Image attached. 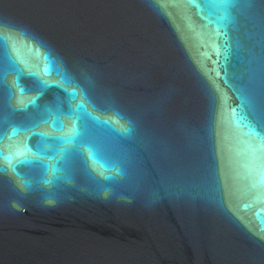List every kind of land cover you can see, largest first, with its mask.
<instances>
[{"label":"water","instance_id":"obj_1","mask_svg":"<svg viewBox=\"0 0 264 264\" xmlns=\"http://www.w3.org/2000/svg\"><path fill=\"white\" fill-rule=\"evenodd\" d=\"M0 264H264V0H0Z\"/></svg>","mask_w":264,"mask_h":264}]
</instances>
